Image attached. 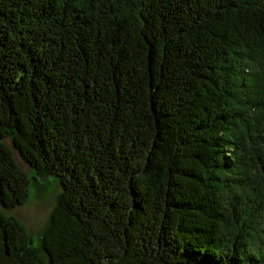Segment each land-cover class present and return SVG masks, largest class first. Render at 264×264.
I'll use <instances>...</instances> for the list:
<instances>
[{"label": "trees", "instance_id": "trees-1", "mask_svg": "<svg viewBox=\"0 0 264 264\" xmlns=\"http://www.w3.org/2000/svg\"><path fill=\"white\" fill-rule=\"evenodd\" d=\"M60 183L48 264H264V0H0V204ZM0 214V264H43Z\"/></svg>", "mask_w": 264, "mask_h": 264}, {"label": "rangeland", "instance_id": "rangeland-1", "mask_svg": "<svg viewBox=\"0 0 264 264\" xmlns=\"http://www.w3.org/2000/svg\"><path fill=\"white\" fill-rule=\"evenodd\" d=\"M6 143L12 147L18 165L29 175L34 176L30 188V196L26 203L12 209H6L0 204V214L14 215L25 225L28 242L31 247L39 249L40 260L48 264L44 254L42 237L47 229L51 215L57 207L61 191L60 183L53 176H40L35 173L30 164L8 139Z\"/></svg>", "mask_w": 264, "mask_h": 264}]
</instances>
